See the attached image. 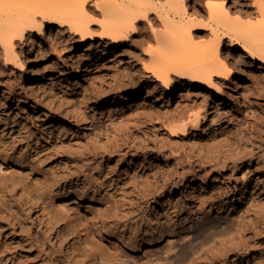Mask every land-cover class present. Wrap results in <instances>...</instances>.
Here are the masks:
<instances>
[{
	"label": "rangeland",
	"instance_id": "rangeland-1",
	"mask_svg": "<svg viewBox=\"0 0 264 264\" xmlns=\"http://www.w3.org/2000/svg\"><path fill=\"white\" fill-rule=\"evenodd\" d=\"M204 2L187 10L205 16ZM228 2L255 19L253 0ZM139 30L119 49L55 25L32 32L16 52L40 96L0 50V264H264V69L237 89L182 81L153 101L141 71L154 43ZM183 109L202 115L182 137L144 115ZM67 196L89 245L59 206Z\"/></svg>",
	"mask_w": 264,
	"mask_h": 264
},
{
	"label": "bare ground",
	"instance_id": "bare-ground-1",
	"mask_svg": "<svg viewBox=\"0 0 264 264\" xmlns=\"http://www.w3.org/2000/svg\"><path fill=\"white\" fill-rule=\"evenodd\" d=\"M187 1L0 0V50L4 62L20 71L19 78L23 86L38 96L42 95V91L33 87L23 54H18L16 48L26 38L30 39L32 46L30 34L35 32L41 35L46 26L53 25L66 28L79 42L100 40L115 49L129 43L137 44L134 37H141L139 28L144 31L148 29L154 44L143 49L142 55L147 62H142L141 78L147 82L150 78L153 80L154 88L146 87V94L151 95L153 101L158 89L169 91L182 81H188L190 87L201 84L215 92L230 84L237 89L242 87L248 68L264 69V0L252 2L254 12L250 14L255 19L237 10L233 11L228 0H205L200 9L205 12V16L197 11L191 14L186 7ZM204 31L208 35L206 38L200 36ZM224 42L227 51L222 50ZM89 49L88 46L84 51ZM236 49L242 51L239 56L232 53ZM127 78L130 85H137L136 89L143 90L139 85L140 80L133 74H129ZM51 79L52 77L49 78ZM61 105L62 102L59 101V106ZM140 105L143 102L137 103V107ZM65 109L68 114L74 112L68 105ZM144 115L149 121L157 117L173 138L184 136L188 127L195 129L202 114L188 113L183 109L161 116L153 115L149 110ZM79 117L82 121L80 129L83 131L86 129V122L82 115ZM58 127H63V124L57 125ZM155 159L156 157L153 158ZM153 189L157 191L155 185ZM192 189H195L194 186ZM75 199L80 198H72L68 203L70 200L67 196L59 206L64 208L73 228L89 245L87 229L71 215V207H67L70 203H75ZM210 228L195 226L189 233L193 232L192 238L195 239ZM94 249L102 259L108 257L105 249L97 246Z\"/></svg>",
	"mask_w": 264,
	"mask_h": 264
}]
</instances>
